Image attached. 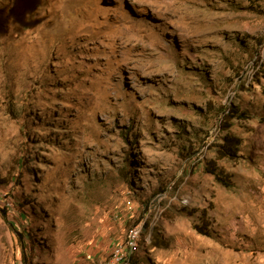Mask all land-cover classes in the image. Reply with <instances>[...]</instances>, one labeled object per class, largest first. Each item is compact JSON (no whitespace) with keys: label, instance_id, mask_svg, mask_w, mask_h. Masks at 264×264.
<instances>
[{"label":"rangeland","instance_id":"rangeland-1","mask_svg":"<svg viewBox=\"0 0 264 264\" xmlns=\"http://www.w3.org/2000/svg\"><path fill=\"white\" fill-rule=\"evenodd\" d=\"M117 249L264 264V0H0V264Z\"/></svg>","mask_w":264,"mask_h":264},{"label":"trees","instance_id":"trees-1","mask_svg":"<svg viewBox=\"0 0 264 264\" xmlns=\"http://www.w3.org/2000/svg\"><path fill=\"white\" fill-rule=\"evenodd\" d=\"M229 112H230V110H229ZM244 117H245V115L243 113L239 114L238 110H233L232 114L226 113L223 116V122H224L223 130L224 131L229 130L231 128L232 122L235 118L241 119ZM240 146H241V139H239L235 136H232L230 133H227L223 139V143L220 144L218 147L216 146L217 147L216 148V154L220 159H223V158L235 159V158H237L238 153L240 151ZM20 162H21V164H23V161H20ZM211 170H212L211 172L214 175V177H216L218 182H220L224 187L229 188L232 186L229 175L225 174L223 171H216L215 168H212ZM128 171L130 172V169H128ZM128 171L125 169V172H128ZM3 214H5L4 211H3ZM198 230L200 231V233L203 232L202 229H200V228H198ZM125 262H127V264H140L141 263L138 259H134L132 254L126 258Z\"/></svg>","mask_w":264,"mask_h":264},{"label":"built area","instance_id":"built-area-1","mask_svg":"<svg viewBox=\"0 0 264 264\" xmlns=\"http://www.w3.org/2000/svg\"><path fill=\"white\" fill-rule=\"evenodd\" d=\"M139 234H140V231L139 230H136V231H130L129 232V245L130 246H134L135 244V241H136V239L138 238V236H139ZM129 249H130V247H129ZM132 253H129L128 252V254H126L127 256H126V258L129 256V255H131ZM124 257H122V255H121V253H120V249H117V250H114V252H113V255H112V258H111V260L110 261H108V263L107 264H122V263H126L127 264V262H125L126 261V258H125V260L123 259Z\"/></svg>","mask_w":264,"mask_h":264}]
</instances>
